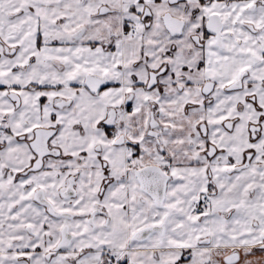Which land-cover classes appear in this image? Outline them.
Returning a JSON list of instances; mask_svg holds the SVG:
<instances>
[{"label":"snow or ice","instance_id":"obj_1","mask_svg":"<svg viewBox=\"0 0 264 264\" xmlns=\"http://www.w3.org/2000/svg\"><path fill=\"white\" fill-rule=\"evenodd\" d=\"M0 264H264V0H0Z\"/></svg>","mask_w":264,"mask_h":264}]
</instances>
